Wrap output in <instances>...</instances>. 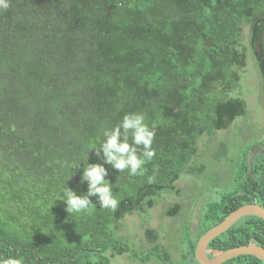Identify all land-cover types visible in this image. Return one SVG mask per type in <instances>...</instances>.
I'll list each match as a JSON object with an SVG mask.
<instances>
[{"label": "trees", "instance_id": "16d2710c", "mask_svg": "<svg viewBox=\"0 0 264 264\" xmlns=\"http://www.w3.org/2000/svg\"><path fill=\"white\" fill-rule=\"evenodd\" d=\"M257 9L264 0H10L0 10V256L111 264L127 254L169 264L153 230L144 255L115 231L156 194L176 192L201 135L245 115L232 93L246 65L240 32ZM259 68L264 78V61ZM127 112L147 113L156 155L143 175L117 176L115 212L68 214L64 181L74 171L66 185L86 190L83 166H74L87 151L96 162L90 149L100 130ZM193 247L181 263L199 264Z\"/></svg>", "mask_w": 264, "mask_h": 264}, {"label": "rangeland", "instance_id": "374dc122", "mask_svg": "<svg viewBox=\"0 0 264 264\" xmlns=\"http://www.w3.org/2000/svg\"><path fill=\"white\" fill-rule=\"evenodd\" d=\"M243 29L245 32L246 27ZM238 83V88H235L232 95L237 94L244 99L245 115L236 118L225 129L214 131L210 136L201 135L196 143L195 157L191 161L193 171L183 174L175 182L177 193L162 191L155 195L154 204L148 210L132 211L119 221V229L115 231V235L128 244L135 253L144 255L146 249L152 245L145 234V230L149 229L155 234V243L169 254L171 258L169 264H183L174 260L176 249L181 251V248L186 247L185 244L181 246L185 234L182 229L196 224L203 212L202 207L199 206L191 218L189 215L191 202L198 200L196 202L200 203L207 195V191L211 193L207 200H215L224 188L232 185L231 181L234 180L238 165L243 162L244 151L255 139L257 132L264 130V88L250 54L246 59L245 68L240 71ZM197 167H202L203 170L197 171ZM176 204L179 206V213L176 216H168L167 211ZM188 219L191 221L189 224ZM194 227L199 229L201 224ZM174 246L177 248L175 249ZM111 264L160 263L156 260L141 263L127 254H121L111 259Z\"/></svg>", "mask_w": 264, "mask_h": 264}, {"label": "flooded vegetation", "instance_id": "af4514ba", "mask_svg": "<svg viewBox=\"0 0 264 264\" xmlns=\"http://www.w3.org/2000/svg\"><path fill=\"white\" fill-rule=\"evenodd\" d=\"M255 23H243L240 32L241 43L245 44L248 49L247 56L250 54L254 66L261 76L264 88V78L260 73L259 66L264 61V9H257L255 13ZM246 30L244 32V29ZM251 35V38H250ZM243 117V116H242ZM243 162L238 165L234 180L229 188L216 196L215 200H207L210 192L204 196L198 204L193 200L189 206L190 217L199 206L202 207V217L197 220L196 224L182 229L185 231L182 244L185 248L181 251L176 249V259L178 263L187 260L190 256V249L194 245L193 259H195L194 250L198 238L208 229L217 225L224 220L230 213L246 205H257L264 209V130L257 132L255 139L250 142L246 151L242 155ZM176 191L175 193H177ZM188 224L191 223L188 219ZM200 226L199 229L194 227ZM178 234H175L177 239ZM196 236H198L196 238ZM194 243V244H192ZM177 245V243H176ZM242 245H255L264 249V220L253 214H245L238 218L225 231L211 239L206 246V255L212 258L234 247ZM181 254V256H179ZM180 259V260H177ZM220 264H264V262L254 255H239L229 258Z\"/></svg>", "mask_w": 264, "mask_h": 264}, {"label": "clouds", "instance_id": "9594fccd", "mask_svg": "<svg viewBox=\"0 0 264 264\" xmlns=\"http://www.w3.org/2000/svg\"><path fill=\"white\" fill-rule=\"evenodd\" d=\"M10 0H0V10H7ZM156 130L150 127L148 116L145 112H127L111 127H104L96 137L94 146L90 149L96 162H89L87 151L80 163L74 169L82 167L79 183L86 186L85 191L70 188L64 181L65 198L62 200L68 214L90 212L93 207L108 209L115 212L120 201L114 195L116 178L121 174L128 177L143 175L146 171L145 164L153 159L156 150L153 142ZM115 174V179L111 177ZM154 177L149 178L152 182ZM95 197V200L92 198ZM56 201L52 202V205ZM51 205V206H52ZM0 264H24L23 257H2Z\"/></svg>", "mask_w": 264, "mask_h": 264}, {"label": "water", "instance_id": "95a60500", "mask_svg": "<svg viewBox=\"0 0 264 264\" xmlns=\"http://www.w3.org/2000/svg\"><path fill=\"white\" fill-rule=\"evenodd\" d=\"M111 8L112 7H109V9ZM204 44L206 46H211L212 41L209 39H205ZM245 214H253L264 220V209L257 205H246L230 213L224 220L208 229L204 234H202L198 238L194 250V255L196 261L199 264H220L221 262L229 258L236 257L239 255H254L264 262V249L258 248L255 245H242L234 247L212 258H209L206 255V246L208 242L223 231H225L238 218Z\"/></svg>", "mask_w": 264, "mask_h": 264}]
</instances>
